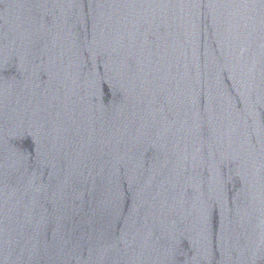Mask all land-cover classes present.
<instances>
[{"label": "water", "instance_id": "1", "mask_svg": "<svg viewBox=\"0 0 264 264\" xmlns=\"http://www.w3.org/2000/svg\"><path fill=\"white\" fill-rule=\"evenodd\" d=\"M0 264H264V0H0Z\"/></svg>", "mask_w": 264, "mask_h": 264}]
</instances>
